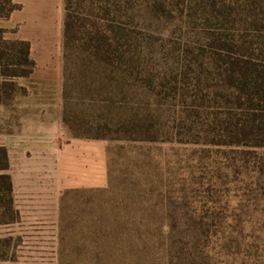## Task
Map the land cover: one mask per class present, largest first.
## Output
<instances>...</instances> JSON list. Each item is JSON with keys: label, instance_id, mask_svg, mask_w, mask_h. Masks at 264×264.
<instances>
[{"label": "rangeland", "instance_id": "rangeland-1", "mask_svg": "<svg viewBox=\"0 0 264 264\" xmlns=\"http://www.w3.org/2000/svg\"><path fill=\"white\" fill-rule=\"evenodd\" d=\"M13 2L1 36L47 55L32 78L60 80L69 123L105 135L107 182L63 189L26 159L0 264H264V0H68L66 50L63 0ZM4 79L2 103L21 93Z\"/></svg>", "mask_w": 264, "mask_h": 264}, {"label": "crops", "instance_id": "crops-1", "mask_svg": "<svg viewBox=\"0 0 264 264\" xmlns=\"http://www.w3.org/2000/svg\"><path fill=\"white\" fill-rule=\"evenodd\" d=\"M32 56L29 43V57L34 62L32 71L27 77L4 79L15 81L21 93L11 94L0 102V147L6 152L4 172L10 176L12 196L19 184L22 188L28 182L26 159L44 161L40 167L46 176L54 178L57 187L103 186L107 182V164L101 141L64 138L60 80L52 87L46 75L40 79L35 74L32 78L36 72L51 71L47 55L43 60Z\"/></svg>", "mask_w": 264, "mask_h": 264}, {"label": "trees", "instance_id": "trees-1", "mask_svg": "<svg viewBox=\"0 0 264 264\" xmlns=\"http://www.w3.org/2000/svg\"><path fill=\"white\" fill-rule=\"evenodd\" d=\"M64 1V18H63V30H62V42L63 48L66 50L69 47V43L71 39H75V35L72 34L73 30V21L71 15L68 11V0ZM16 4L12 2V0H0V19L7 18L9 14L16 8ZM2 30L0 29V75L8 78L15 77H27L34 66L33 60L29 57V43L24 40H4L1 36ZM98 32V31H97ZM96 32V34H97ZM102 40L103 37H98V35L88 36L85 41L84 51L87 53V56L96 61H103L102 54ZM242 61H234L233 65L237 67L238 73L243 77L246 76L249 72H255L256 69L249 65L250 62L247 59H241ZM247 72V73H246ZM257 78L264 84V76L261 74H257L253 80ZM250 79V78H249ZM8 82V83H6ZM251 82V80H249ZM253 84V83H252ZM1 86H8L11 91H14L16 88V84L13 81H4L1 83ZM4 87H2L3 89ZM11 95V94H10ZM9 95V96H10ZM62 100L65 99V88L62 87L61 92ZM264 98V96H262ZM65 102V100H64ZM62 102V113L61 120L64 126L71 131L72 136L74 138H82V139H104L105 135H100L98 133H89V132H77L75 130V126L69 123L68 117L65 113V109ZM264 116V115H263ZM95 128L100 129V125H95ZM7 169V158L6 152L3 147H0V207L2 206V194L6 195V200L8 202V206L11 208L12 203V185L10 176L4 171ZM9 208V207H8Z\"/></svg>", "mask_w": 264, "mask_h": 264}]
</instances>
